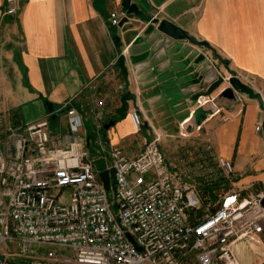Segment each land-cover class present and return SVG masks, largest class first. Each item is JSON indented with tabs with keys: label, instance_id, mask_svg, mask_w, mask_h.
Listing matches in <instances>:
<instances>
[{
	"label": "built area",
	"instance_id": "2783aa9c",
	"mask_svg": "<svg viewBox=\"0 0 264 264\" xmlns=\"http://www.w3.org/2000/svg\"><path fill=\"white\" fill-rule=\"evenodd\" d=\"M17 11L7 0L4 15ZM122 17L111 11V24ZM107 96L83 112L64 104L69 126L57 137L49 118L15 125L0 116V264H242L238 243L264 244V190L238 187L232 159L210 141L167 156L158 133L129 155L104 137ZM128 115L139 131L140 110ZM84 116L94 131H82ZM101 157L116 168L109 190L96 171ZM43 244L47 253L36 249Z\"/></svg>",
	"mask_w": 264,
	"mask_h": 264
},
{
	"label": "crops",
	"instance_id": "0c3cea01",
	"mask_svg": "<svg viewBox=\"0 0 264 264\" xmlns=\"http://www.w3.org/2000/svg\"><path fill=\"white\" fill-rule=\"evenodd\" d=\"M121 1L17 0L18 13L4 20L7 0H0V111L9 109L14 123L4 117L15 125L43 118L53 120L46 105V101H52L60 131L55 133L51 124V132L57 137L68 129L63 106L71 99L83 112L98 95L110 93L106 105L108 122L117 121L121 97L128 89L137 93L130 107L135 105L141 111H146V99L147 104L152 100L158 105L159 99L165 100L167 92H171L170 95H179L177 107H172L184 113L180 124L186 119L188 132L199 131V146L211 140L217 151L233 160L238 187L254 192L263 189L264 110L257 99L247 94H239V99L223 97L221 93L229 82L215 76L208 78L210 72L203 73L204 68L195 63L198 45L186 39L173 40L169 53L160 56L158 49L152 51L138 72L131 64L128 76L122 72L116 78L112 65L125 46L147 29L153 17L167 18L207 40L227 60V64L222 63L223 72L240 74L255 90L264 91V0H132L138 4L139 13L113 26L110 11L121 13ZM156 44L157 40L148 43L146 50ZM7 69L14 74L15 83ZM119 83L124 86L120 93L114 91ZM202 107L207 115L199 118ZM89 121L84 116V133L89 131ZM199 124L201 129L197 130ZM107 130V142L123 146L129 155L142 149L146 134L142 141L138 140L140 131L130 115L111 129L112 136ZM261 238L264 240V232ZM252 246L254 249L242 242L236 245L241 263L264 264V244Z\"/></svg>",
	"mask_w": 264,
	"mask_h": 264
},
{
	"label": "water",
	"instance_id": "95a60500",
	"mask_svg": "<svg viewBox=\"0 0 264 264\" xmlns=\"http://www.w3.org/2000/svg\"><path fill=\"white\" fill-rule=\"evenodd\" d=\"M121 4L130 15H132L133 13H139L140 11L138 4L136 2H132V0H122ZM151 37H153L152 40ZM183 39L189 40L192 44L198 45L202 48L212 49V46L207 40L197 38L190 31L186 30L174 21L167 18L160 19L159 17H153L150 21L149 26L143 32V34L136 36V38L131 42L130 46H128V57L131 59V62L134 65L133 68L136 72H138L140 69L139 65L143 64V62L146 61V58L150 56L152 51H157L158 49V53H160V56L161 54L164 55L171 51V49H169V46L173 40ZM119 40L120 36L117 35L116 41L118 42ZM156 40L157 44L153 48H148V50H146V45H148V43L150 44L151 42L155 43ZM213 52L215 55L217 54L214 50ZM202 55L203 54H200V56L196 58V64H200V61L207 58V56ZM217 59L224 62V64L227 63V60L223 59L219 55L217 56ZM214 61L215 59L212 55L211 58H207L200 64L201 69L205 66L214 68ZM118 64L121 67L123 73L128 76L129 67L127 65V55L124 51H122L118 57ZM228 82L229 85L221 93L223 97H227L230 99H239V94H247L250 98L257 99L260 103L261 108L264 110V96L260 91L255 90L252 85L243 81L236 75L230 76ZM136 100L137 93L132 89L126 90V92L121 97V105L117 110L121 117L125 118L127 116L128 110L130 109V101L136 102ZM46 105L48 107V110L51 112V118L55 119L58 115L57 112H54L55 103L48 100L46 101ZM115 123L116 119H110L104 124V130H107ZM95 165L96 171H101L100 176L106 188L109 190L111 184L116 182V168L111 167L110 169H107L105 157L97 158L95 160ZM262 202L264 203V198Z\"/></svg>",
	"mask_w": 264,
	"mask_h": 264
},
{
	"label": "rangeland",
	"instance_id": "374dc122",
	"mask_svg": "<svg viewBox=\"0 0 264 264\" xmlns=\"http://www.w3.org/2000/svg\"><path fill=\"white\" fill-rule=\"evenodd\" d=\"M120 8H121L120 9L121 13L123 14V19H122V23H123V22L126 21V19L128 18V15H130V14L127 13V11L122 6V4H121ZM111 11H113V10H111ZM17 13H18V11H17ZM3 15H4V13H3ZM9 16H11V15H4V17H3L4 20H5V17H9ZM3 18H2V20H3ZM109 18H110V16H109ZM113 26H118V25H113ZM145 30H146V28L143 29L141 34H143V32ZM138 35H140V34H138ZM118 36H119V34H118ZM135 38H136V36H135ZM135 38H133V39H135ZM131 42H129V43L127 42L128 43L127 46H125V48L122 50L127 55V65L129 67V69H130V66H131L132 62H131V59L128 57L129 56L128 46H130ZM123 47L121 46L120 48H123ZM207 49H203L202 47L199 46V48L195 51V52H198V54H197L198 56L197 57H199L200 54H203L204 56H207V58H211L213 53H212V51L210 49L209 50H207ZM117 57H119V56H117ZM207 58H205L204 60L200 61V64L202 62H204ZM214 59H215L214 68L205 66V67H203L204 68L203 73L210 72L209 76H211V77L208 76V78L213 79V77L215 76V78H218L221 81H223V80L227 81V80H225V78L222 79L221 75H220V73L223 72L221 70V67H223L222 66L223 62L221 60L215 58V57H214ZM132 66H133V64H132ZM114 67L116 68V74H117L116 78L121 77V75H122L121 73L123 71H122L121 67L118 64V60L114 61L113 65H112V68H114ZM7 72H10V70L7 69ZM222 74H223L222 75L223 77L226 76V75H229L226 72H223ZM7 75L9 76L11 81H13L15 83L14 80H16V79H14L15 78L14 74H12L10 72V75L8 73H7ZM230 75L231 76L232 75H236V76H238L239 78L242 79V76H240V74H232L231 73ZM120 83H122V82H120ZM117 88H118V86H116L114 91H116ZM120 91H121V89L117 90V92H119V93H120ZM148 93H150V92H148ZM152 93L153 92H151V94ZM170 93L171 92H167V96L166 97L163 96V97L166 98L165 100H164V98H160L159 101H158V105H155V101L153 102L152 100H150V102H152V103L149 105V104H147V99H146V111H141L140 109H138V110H140V114L142 116L143 123L141 125L140 130H139L140 133H138L137 136L139 138L138 140L142 141L143 138H144V134H146L147 138H154L156 136V134L158 133L161 136L160 143H161L164 151L166 152L167 156H170V157L177 156L178 153H181L180 155L184 156L185 154H187L190 151L195 150L199 146V143H200L199 131H198V133H196V130L193 129L192 131L190 130L191 132H188L187 136H183L182 135V131H184V128H182V126L180 124V119H181V117H183L184 113L179 114V110L175 108V107H177L175 102L179 98V95L178 94L170 95ZM108 94H110V93H108ZM91 97H93V96H91ZM70 101H72V99ZM172 106H175V107L173 108ZM133 108H138V107L134 105ZM200 114H201V116H200ZM0 115L7 116L8 119L11 122H13V118H12L10 112H9V109L5 108V109L1 110L0 111ZM116 115H117L116 123L114 125H112L110 128H108V130H107V131L110 132L111 136H112L111 129L112 128H116V124L123 119V117H121L118 112L116 113ZM206 115H207V110H205L204 107L200 108V110H199V118L200 117H204ZM87 128L89 129V131H94V128L91 125L90 121L87 123ZM52 129L54 130L55 133H58L60 131L58 129V127H57V123L56 122H54L52 124ZM205 141L212 142L211 140H208V139H206ZM135 144H137V141H135ZM142 145H143V143H142ZM96 147H97V145H94L92 143L91 150L94 151L96 149ZM220 154H222V153H220ZM222 155H224V154H222ZM109 162H111V158H109ZM67 193L70 195V190L69 189L67 190ZM51 247L52 246L48 245V244H43V245H40V246L36 245V249H37V251L39 253H47L48 250ZM62 252H63V254H65V255H67L69 257L73 256V251H72V249L69 246L64 247L62 249Z\"/></svg>",
	"mask_w": 264,
	"mask_h": 264
},
{
	"label": "trees",
	"instance_id": "16d2710c",
	"mask_svg": "<svg viewBox=\"0 0 264 264\" xmlns=\"http://www.w3.org/2000/svg\"><path fill=\"white\" fill-rule=\"evenodd\" d=\"M216 56H218V55L216 54ZM54 122H57V117L55 119L51 120V124H53Z\"/></svg>",
	"mask_w": 264,
	"mask_h": 264
}]
</instances>
